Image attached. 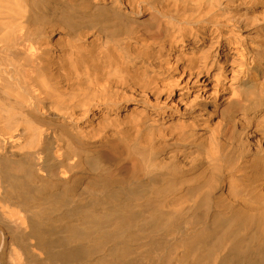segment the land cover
Wrapping results in <instances>:
<instances>
[{
    "label": "bare ground",
    "instance_id": "1",
    "mask_svg": "<svg viewBox=\"0 0 264 264\" xmlns=\"http://www.w3.org/2000/svg\"><path fill=\"white\" fill-rule=\"evenodd\" d=\"M0 264H264V0H0Z\"/></svg>",
    "mask_w": 264,
    "mask_h": 264
},
{
    "label": "rangeland",
    "instance_id": "2",
    "mask_svg": "<svg viewBox=\"0 0 264 264\" xmlns=\"http://www.w3.org/2000/svg\"><path fill=\"white\" fill-rule=\"evenodd\" d=\"M147 18H149V16ZM55 41L56 43H58L57 44L58 46H61V47H64V49H67L69 39L68 38L66 39V36L64 37V35L58 34V36L55 37Z\"/></svg>",
    "mask_w": 264,
    "mask_h": 264
}]
</instances>
